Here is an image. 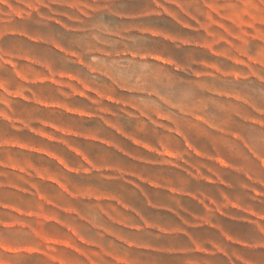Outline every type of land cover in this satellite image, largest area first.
<instances>
[{"label": "rangeland", "instance_id": "rangeland-1", "mask_svg": "<svg viewBox=\"0 0 264 264\" xmlns=\"http://www.w3.org/2000/svg\"><path fill=\"white\" fill-rule=\"evenodd\" d=\"M0 264H264V0H0Z\"/></svg>", "mask_w": 264, "mask_h": 264}]
</instances>
